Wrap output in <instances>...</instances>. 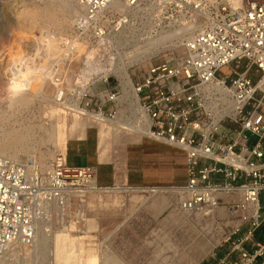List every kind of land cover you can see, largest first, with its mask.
Returning <instances> with one entry per match:
<instances>
[{
  "label": "rangeland",
  "instance_id": "374dc122",
  "mask_svg": "<svg viewBox=\"0 0 264 264\" xmlns=\"http://www.w3.org/2000/svg\"><path fill=\"white\" fill-rule=\"evenodd\" d=\"M10 3L21 4L6 11ZM74 5L75 0H0V156H10L2 146L16 136L19 142L13 159L35 160L44 175L54 158L64 154L67 141L86 130L91 138L99 134L107 143L115 137L109 124L82 114L100 104V95L111 89L109 86L115 91L113 77L107 83L101 79L105 73L122 60L126 62L125 54L134 48L186 28L191 21L174 4L162 9L156 0H149L130 14L120 13L117 31L96 44L102 47L89 52L76 44L77 51L67 54L61 43L70 34ZM172 36L166 40V45H173L168 50H149V55L131 64L128 73L134 82L149 64L165 55L180 54L190 30ZM73 103L78 106L76 112L70 106ZM117 149L130 160L133 179L125 187L159 190L111 189L123 187L117 186L81 197L86 186L78 178L70 179L68 204H57L43 221L48 230L46 241L35 249L16 246L1 264H54L51 234H55L56 249L69 255L71 262L79 252L83 260L97 257L98 264H211L247 237L244 247L249 251L259 249L252 243L263 246L264 193L259 200L258 227L252 225L256 216L242 208L240 194L226 198L232 206L220 202L218 209L207 215L203 210L182 211L177 207L178 196L170 190L186 183L181 152L146 138ZM142 175L143 182L139 179Z\"/></svg>",
  "mask_w": 264,
  "mask_h": 264
},
{
  "label": "built area",
  "instance_id": "2783aa9c",
  "mask_svg": "<svg viewBox=\"0 0 264 264\" xmlns=\"http://www.w3.org/2000/svg\"><path fill=\"white\" fill-rule=\"evenodd\" d=\"M121 1L133 8L149 2L76 0L78 14L62 49L73 40L89 48L116 32L121 15L111 9ZM173 4L188 14L190 26L196 20L202 24L190 29L180 54L163 56L135 82L131 79L142 114L121 100L112 75L104 82L113 77L115 91L109 86L107 96L90 112L113 118L121 102L119 106L128 108L124 121H148L143 138L183 154L186 183L175 187L180 210L200 211L220 202L232 206L226 198L240 194L242 205H256L252 225L258 227L264 193V0H170L166 8ZM53 68L58 70L56 63ZM92 177L91 168L68 167L61 156L46 175L36 164L0 156V261L12 243L34 240L53 207L68 204V180L78 178L85 185ZM248 239L237 241L211 264H264V241L263 246L252 243L259 249L249 251L244 247Z\"/></svg>",
  "mask_w": 264,
  "mask_h": 264
},
{
  "label": "bare ground",
  "instance_id": "6f19581e",
  "mask_svg": "<svg viewBox=\"0 0 264 264\" xmlns=\"http://www.w3.org/2000/svg\"><path fill=\"white\" fill-rule=\"evenodd\" d=\"M156 1H157V5L160 6V8H162V9L163 8L166 9V2L168 4H170V0H156ZM20 4H17V3H10V4H8L6 6V11L7 10L15 9V6L16 5H20ZM74 7H75L74 8V16H75L76 14H78V9L76 8V0H75ZM139 7L140 6H138L136 8H133L132 6L131 7L128 6L124 1H121V2H115L114 5H113V9H111V10H114L117 14H120V13H122V14L129 13L130 14L131 11L136 10ZM32 14H34V12ZM29 16H30V14H29ZM46 19H49V18H46ZM72 23H73V21H72ZM201 24H202V21L196 20V23L193 24L192 26H188L186 28L184 27L182 29L181 28H178V30H176L175 32H170V31H172V29L171 30H168V33L170 32L169 34L166 33V32H164V31L161 32L163 34H166V35L168 34V35L165 36V37H163L162 39H159V40L154 41L152 43H147V44H145L142 47L134 48V50L128 52V54H125L126 62H123V60H122V62L119 64V66L115 67L111 72H106L105 75H104V77L103 78L100 77V78L102 80L106 81L107 78L110 75H112L113 77H115L117 79V81H118V84H119V87H120V90H121V93H122L121 100H123V102L125 101L128 104V107L131 106V105H134L135 106V110L136 111H139V113L142 114V112H140V109L138 108V98H137V96H136V94H135V92L133 90V84H132L131 77H130V75L128 73V68L131 66L132 63L134 64V63L140 62L143 58H145L147 55H149L150 54V51L149 50H153V49H155L156 51L168 50L173 45L172 44L166 45V43H167L166 40H168L172 35L175 36V34L181 33L184 30H190L192 28L200 27ZM121 31H119V32H121ZM119 34H121V33H119ZM106 39H102V40H106ZM76 44H79V46L82 45L85 48V50H87L89 52H91L92 50H94L93 47L96 46V44H94V45H91L88 48L86 45H84V43L76 42V41L73 40L72 42H69V47H67V49L65 48L66 53L67 54H71L73 52H76L77 51ZM145 54H147V55H145ZM106 96H107L106 95V91H104L100 95V97L102 99L104 97H106ZM119 104H116V106H115V115H114L113 118L106 117L105 115L101 114L100 112H90L89 111L90 112L89 113V112L84 111V112H82V114L84 116H86V117L95 119V120H97L99 122H104V123L109 124L115 130V137L118 134H120V132L127 133V134H132L133 136H138V137H142V138L143 137H147L148 136V121L145 119V124L144 125L136 124V119L137 118H135L133 120L132 119H130V120L127 119L126 121H124L123 120V115L125 113V110L128 109V108H127V106H126V108H123V107L119 106ZM70 106L73 107V109L75 110V112L78 110L77 104H74L73 103V105H70ZM18 142L19 141L17 140V138L15 136L12 139H10V141L7 144H5L4 146H2V147L7 148L9 150V153H11L10 156H7V157L5 156L6 158L11 159V160H14L13 159L14 158V153L17 150L16 148H17ZM59 156H61V159L62 160H64L66 158V155H65V152H64V154H62V153L58 154L54 158V160H56ZM2 157H4V156H2ZM23 163H27L29 166H34L35 164H37L36 161L33 160V159H29L27 161H24ZM50 170H51V165H50V168L48 169V172ZM85 185H86V188L80 192L81 193V197H83V195H85V194H88V193H91V192H94V191H97V190H99V191H107V190H109L110 191L112 189V190H117V191L122 190L123 192H127V191H131V192H138V191H151V192H156V191L159 190V188H157V187H150V188H127V187H125V188H122V189L120 187L118 189H113V188H111V189L110 188H102L101 189V188H98L97 187L96 178H94V177H92L91 179H87ZM160 189H162V188H160ZM170 190H172V192H174V194L177 192V189L175 187H172ZM240 198H241V196H240ZM242 208H245L246 210H250L251 214L253 216H256V210H257L256 205H247L246 207L244 205H242ZM217 209H218V205L209 206V207L203 209V212L207 215V214H210V213H212L213 211H215ZM45 224L46 223L43 222L42 224L39 225V227L37 228V234H36V236H35V238H34V240L32 242H30V243L19 242V243H12L11 245H9L6 248L5 253L3 254V257H2V259L0 261V264H1V262L3 260H6V258L10 255V253L12 251H15V247L16 246H17V248L18 247L19 248H23V246L24 247L25 246L26 247L29 246V247H32V249L33 248L35 249L37 247V244H41V243L45 242L46 241V238H47L46 237L47 236L46 235V232H48V230L45 229ZM57 234H64V233H57ZM54 236H55V234L54 235L51 234V236H50V244H51V248H52L51 249V254L54 257V264H69V263H72V264H98L97 257L90 256V257H87V259L83 260V259L80 258L79 252L77 254V257L71 262L70 261V258H69V255H67L66 253H61V252H59L56 249V247H55V241H54Z\"/></svg>",
  "mask_w": 264,
  "mask_h": 264
},
{
  "label": "crops",
  "instance_id": "0c3cea01",
  "mask_svg": "<svg viewBox=\"0 0 264 264\" xmlns=\"http://www.w3.org/2000/svg\"><path fill=\"white\" fill-rule=\"evenodd\" d=\"M142 142V137L132 134H118L111 139L110 143H107L99 134L91 138L86 130L78 138L67 141L65 148L66 163L71 168H91L95 173L96 184L101 189L117 186L125 188V185L131 183L133 179L129 166L130 160L127 153L124 154L117 148ZM105 144L108 145L105 146ZM133 168V171L137 170L136 167ZM139 179L143 182L145 178L142 175Z\"/></svg>",
  "mask_w": 264,
  "mask_h": 264
}]
</instances>
